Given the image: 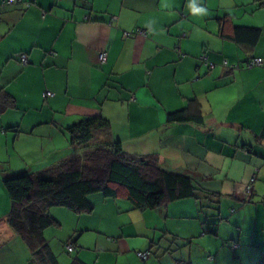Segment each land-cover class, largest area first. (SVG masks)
Instances as JSON below:
<instances>
[{
    "label": "crops",
    "instance_id": "crops-1",
    "mask_svg": "<svg viewBox=\"0 0 264 264\" xmlns=\"http://www.w3.org/2000/svg\"><path fill=\"white\" fill-rule=\"evenodd\" d=\"M254 1L257 7L239 8L236 17L216 0H0V87L17 105L0 115V264H27L30 256L6 223L10 200L3 176L44 169L72 155L67 127L97 115L109 121L110 139L118 140L124 152L157 155L164 168L219 193L224 204L233 205L229 214L235 206H249L244 215L221 210L220 224L234 221L241 228L221 235V243L246 238L250 247L238 246L237 254L244 252L246 264L256 263L264 250V217L259 218L264 211V68H242L247 59L264 57V0ZM189 4L207 14H191ZM234 26L259 28L260 37L253 45L235 42L230 37ZM137 29L146 34L134 33ZM102 49L107 51L104 64L98 61ZM20 53H27V66L15 58ZM45 91L52 95L44 98ZM182 109L199 110L203 122L167 120L170 112ZM88 198L90 213L50 209L55 223L44 236L53 252L49 228L62 233L63 249L66 243L81 249L76 257L87 264H174L181 258L163 253L158 262L144 261L136 252L147 251L150 242L144 240H155L159 222L166 225V238L172 232L169 219H193L197 201L138 210L123 196L93 193ZM247 199L251 202H243ZM189 225L177 236L198 234ZM86 231L92 237L82 242ZM206 244L202 250L213 252L212 247L216 257L203 264H229L227 247L218 239L216 246L210 239ZM83 247H90L89 253ZM183 252V259L195 264L192 254Z\"/></svg>",
    "mask_w": 264,
    "mask_h": 264
},
{
    "label": "trees",
    "instance_id": "trees-1",
    "mask_svg": "<svg viewBox=\"0 0 264 264\" xmlns=\"http://www.w3.org/2000/svg\"><path fill=\"white\" fill-rule=\"evenodd\" d=\"M141 32V35L146 34L145 31L139 29L134 33L140 34ZM260 32L259 28L234 26L230 37L235 42H247L253 45L259 39ZM131 34L133 33L125 32L124 36ZM22 54L27 57L26 64L21 61ZM15 58L22 66H27L29 63L27 53H20ZM252 58L256 57L247 59L242 63V68L259 67L246 66ZM226 67L228 69L239 68L231 65ZM47 92L50 91L44 92V98L52 95L50 92L51 95L45 96ZM190 103L198 105L195 99H191ZM16 106V98L4 87H0V115ZM202 119L199 110L196 114H190L182 109L167 115V120L171 122L191 121L200 124L203 122ZM67 132L70 147L75 150L72 155L44 169L32 172L21 171L4 175L2 178V184L10 200L6 223L28 248L30 256L27 264H59L57 256L44 236V230L55 223L49 211L54 207H63L78 214L90 213L93 205L88 197L93 193H101L110 198L123 196L131 203L133 209L138 210L155 209L174 201L193 199L199 201L201 207L210 205L209 207L214 210L213 214H210L211 217L216 219L220 217L223 198L219 193L203 188L201 184L186 174L164 168L155 154L139 155L124 152L118 140L110 139L109 121L101 115L84 116L67 127ZM255 179L256 175L253 174L247 183L250 190L245 188V192L248 195L252 193L251 187ZM203 200L206 203H203ZM243 202L250 203L251 199ZM232 206H229L231 210ZM235 211L236 209L233 208L229 215L231 216ZM220 220L221 218H218V221ZM224 220H227V217ZM235 229L241 231L240 227ZM207 232L203 227L198 234L189 238H178L172 235L173 242L179 239L182 242L176 245L184 247L198 239L197 237L206 236ZM209 232L217 236V230L212 229ZM238 244L232 241H222L221 246L234 250L240 246ZM68 245L72 247V251L66 248ZM199 247L202 249L201 242ZM65 250L67 253H73L74 245L66 243ZM176 250L177 247L163 246L161 242L156 243L154 240L150 241L147 251H137L136 255L144 261L152 257L158 262L163 253L173 258ZM142 253H147L145 259L140 257ZM179 256L181 258L175 259L174 264H191L183 259L184 255L180 253ZM215 257L209 252L206 260L212 261ZM68 264L87 263L73 256ZM255 264H264L263 249Z\"/></svg>",
    "mask_w": 264,
    "mask_h": 264
},
{
    "label": "rangeland",
    "instance_id": "rangeland-1",
    "mask_svg": "<svg viewBox=\"0 0 264 264\" xmlns=\"http://www.w3.org/2000/svg\"><path fill=\"white\" fill-rule=\"evenodd\" d=\"M233 1L235 2V5H236L234 8H232ZM216 3L223 4L225 6V8H227L232 14H235V12L238 11L239 8H243L245 10V12H247L251 8L257 7V6H254V3L257 4V1L255 2L254 0H237V1L236 0H216ZM240 4H243L244 7H241ZM231 9H232V11H231ZM259 9H261V8H259ZM235 16L238 17L236 14H235ZM247 16L249 17L248 14H247ZM130 33H133V31H130ZM69 146L70 145L68 144V147ZM71 152L72 151H70V153ZM48 166H50V165H48ZM191 201L195 202L197 200L191 199ZM202 202L206 203L205 200H203ZM196 203H197L196 204V209L194 210V213L191 214V215L194 216L193 219H186V222H184L182 220H177V218H171V219L168 220L167 226L172 229V232H169V234H167L166 238H165V235H164L165 234L164 233V228H165L166 225H163L161 222H159L157 227L155 228V231H156L155 242L156 243L157 242H161V244L163 246H170L171 245L172 248L173 247H177L176 253L179 254L182 251H184L183 254H192L195 264H203L204 259H206V257H207V253L210 252V253L214 254V253H216V251L212 247H211V249H212V251L214 253L211 252V251H207V250L203 251L199 247L200 242L202 244H206V243L208 244L209 243V239H210L211 240L210 241V243H211L210 246H216V239H218L219 240V246H220L221 245V235L222 236H228L230 234L235 233V231H237V230L234 227L235 226L234 221H231L232 224H230V225L225 224V223L220 224V221H218V218L217 219L216 218L215 219L212 218L210 216V214H213L212 211H214V210H213V208L209 207L210 205H205V207H201L200 204H199V201H197ZM257 205H259V204H257ZM260 207H261V204H260ZM229 208L230 207L229 206L227 207V205L224 204V202H223V205L221 207V210L223 211V214H225V213L229 214V211H228ZM248 208H249V206L247 208H243V209L240 210V209H237V207L235 206V209H236L237 213L240 212V215H244V211H247ZM98 210H99V208H98ZM96 213L98 214V212H96ZM231 216H233V214ZM259 216H260L259 217L260 219H263L264 211L261 214H259ZM189 223L191 225H194V227H195L194 231H198V233L200 232L201 229H203V227L205 228L206 232L207 231L208 232H207V234H205L206 236H204V237H203V235L197 237L198 239H195V241H193V244L190 247V249H187V248H185L186 246L179 247L178 245H176V244L181 243L182 241L177 239L175 242H173V236L172 235L176 234V236H177V234H182L184 232L186 226L187 227H191L189 225ZM209 223H211V225ZM159 225L160 226H164V227H159ZM244 226H246L244 228V233H246V228L248 226L250 227V220H248V223H246V225H244ZM50 229H55V228H49L46 231V235L48 237H50L51 240H52V247L54 248L53 249L54 252L56 250H59L58 244L60 245V253H55V255L57 256L58 262H61V264H67L70 261L71 257L78 256V254L80 253L81 249L78 248V249L74 250L73 253H67L66 250L63 249L62 244H60V242H58V239L60 238L59 235H62V233L51 232L52 230H50ZM212 229L217 230V236L214 235V234H210L209 231H211ZM230 231H231V233H230ZM152 234H153V231L151 230V232L149 233L148 236L151 237ZM89 236L92 237V234L89 233V231L84 232L83 233V238L81 239L82 242L83 241L88 242L89 239H91ZM181 236H183V235H181ZM244 236H245V234H244ZM178 238H184V237H179L178 236ZM144 241H145V243H149L151 241V238L149 240L147 238H145ZM260 241H261V243H260L261 246H264V238H262ZM79 242L81 243V241H79ZM238 242L240 244L239 247H241L243 244H245V247H250V245H251L249 240H247L246 238H244V239L242 238L241 241H238ZM81 246H82V244H81ZM257 246H260V245H257ZM251 248H255V247L253 246ZM82 250L84 251V253H89L90 247L89 248L83 247ZM239 250H240V248L236 249L234 251L231 248H226L224 250V252H226V257H224V259H228L229 264H230V261H234L235 264H237V263L240 264V259H242L243 264H246L247 263V256L243 257V253L244 252L242 254L238 255L237 252ZM247 252L250 253V250H247ZM64 259L67 260V263H62V260H64Z\"/></svg>",
    "mask_w": 264,
    "mask_h": 264
},
{
    "label": "built area",
    "instance_id": "built-area-1",
    "mask_svg": "<svg viewBox=\"0 0 264 264\" xmlns=\"http://www.w3.org/2000/svg\"><path fill=\"white\" fill-rule=\"evenodd\" d=\"M13 1H14V0H7V3H11V2H13ZM140 34H142V32H141ZM127 35H128V34H127ZM106 56H107V52H106L105 49H103L102 51H100L99 54H98V61H99V63H104L105 60H106ZM20 58H21V61H22L23 64H26V63H27V57H26L25 55L22 54V55L20 56ZM246 66H247V67H253V66L264 67V58H260V57L252 58V59H250V60L247 62ZM49 95H51L50 92H47V93L45 94V96H49ZM246 188H247L248 191L250 190V187H249V186H247ZM66 248H67L69 251H72V247H71L70 245H68ZM140 257H141L142 259H145V258L147 257V253H142V254H140Z\"/></svg>",
    "mask_w": 264,
    "mask_h": 264
},
{
    "label": "clouds",
    "instance_id": "clouds-1",
    "mask_svg": "<svg viewBox=\"0 0 264 264\" xmlns=\"http://www.w3.org/2000/svg\"><path fill=\"white\" fill-rule=\"evenodd\" d=\"M188 9H189L190 13L193 14V15L202 16V15H206L207 14V13H205L204 9L196 8L195 6H193L191 4H189Z\"/></svg>",
    "mask_w": 264,
    "mask_h": 264
}]
</instances>
